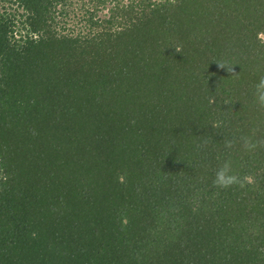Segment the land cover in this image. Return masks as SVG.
Returning a JSON list of instances; mask_svg holds the SVG:
<instances>
[{"label":"trees","instance_id":"trees-1","mask_svg":"<svg viewBox=\"0 0 264 264\" xmlns=\"http://www.w3.org/2000/svg\"><path fill=\"white\" fill-rule=\"evenodd\" d=\"M261 32L264 0H0V264H264Z\"/></svg>","mask_w":264,"mask_h":264},{"label":"clouds","instance_id":"clouds-1","mask_svg":"<svg viewBox=\"0 0 264 264\" xmlns=\"http://www.w3.org/2000/svg\"><path fill=\"white\" fill-rule=\"evenodd\" d=\"M175 2V0H173ZM257 39L260 40L262 43H264V32L257 34ZM179 51V49H177ZM220 68L227 67L224 64H218ZM228 72H234L233 68L227 67ZM257 88V100L260 104H264V79H261L259 83L256 86ZM231 146V145H229ZM230 167L229 164L225 163L217 172H216V178L214 183L221 188H228L232 185H240L243 187V181L240 180L239 177L235 175H229ZM244 180H247L249 183L251 182L250 177H245Z\"/></svg>","mask_w":264,"mask_h":264}]
</instances>
